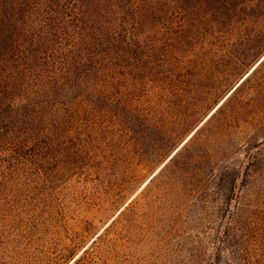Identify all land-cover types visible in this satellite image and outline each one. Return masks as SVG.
Segmentation results:
<instances>
[{
    "label": "rangeland",
    "instance_id": "rangeland-1",
    "mask_svg": "<svg viewBox=\"0 0 264 264\" xmlns=\"http://www.w3.org/2000/svg\"><path fill=\"white\" fill-rule=\"evenodd\" d=\"M218 5L174 0L160 9L143 27L148 34H139L134 82L124 65L118 84L108 78L73 116L52 119L70 128L47 132L22 162L8 164L0 179V264H264V106L231 121L217 116L193 143L219 169L240 171L229 201L209 176L217 170L211 163L190 185L165 170L260 57L252 48L264 33V10L222 35L213 27ZM193 50L194 57L185 53ZM176 67L193 69L184 89L162 113L131 118L125 106L134 94L144 98L145 82ZM248 145L258 163H248Z\"/></svg>",
    "mask_w": 264,
    "mask_h": 264
},
{
    "label": "trees",
    "instance_id": "trees-1",
    "mask_svg": "<svg viewBox=\"0 0 264 264\" xmlns=\"http://www.w3.org/2000/svg\"><path fill=\"white\" fill-rule=\"evenodd\" d=\"M171 1L0 0V179L8 164L22 162L25 150L37 145L42 135L57 127L70 128L67 122L56 125L52 119L73 116L78 111L76 106L84 105L92 96L93 86H104L108 78L118 84L124 65L134 82L139 34L148 31L143 27ZM219 1V17L213 25L218 34L226 32L233 22L256 17L264 10V0ZM255 40L252 55L254 60L260 57L250 71L263 60L230 89L226 94L231 92L229 97L223 101L225 95L206 124L176 150L165 167L169 174L181 173L190 185L211 163L210 167L217 170L209 176L216 179L225 200L235 193L240 171L235 166L219 169L213 165L214 156L193 143L202 138L217 116L223 114L226 121H231L238 112L264 106V54L260 55L264 33ZM185 53L197 55L194 50ZM177 68L153 80L152 85L144 83L145 97L134 94L125 106L131 118L146 121L156 110L162 113L163 106L194 76L193 69L181 73ZM248 146V163H258L259 155ZM248 171L246 178L250 176ZM243 212L237 208L235 222H241ZM258 245L264 251V240Z\"/></svg>",
    "mask_w": 264,
    "mask_h": 264
},
{
    "label": "water",
    "instance_id": "water-1",
    "mask_svg": "<svg viewBox=\"0 0 264 264\" xmlns=\"http://www.w3.org/2000/svg\"><path fill=\"white\" fill-rule=\"evenodd\" d=\"M262 60H263V59H262ZM262 60H260V61L255 65V67H254L252 70H254V69L257 67V65H258ZM252 70H251V71H252ZM251 71H250V72H251ZM230 93H231V92H230ZM230 93H229L228 95H226V97L223 99V101H224L225 99H227V97H229ZM223 101H222L221 103H223ZM217 109H218V107H216V109H215L213 112H211V113L206 117V120H207V119H208V118H209V117H210V116H211V115H212ZM192 135H193V134H192ZM192 135H191V136H192ZM191 136H190V137H191ZM172 156H173V155H172ZM172 156H171V157H172ZM171 157H170V158H171ZM170 158H169V159H170Z\"/></svg>",
    "mask_w": 264,
    "mask_h": 264
},
{
    "label": "bare ground",
    "instance_id": "bare-ground-1",
    "mask_svg": "<svg viewBox=\"0 0 264 264\" xmlns=\"http://www.w3.org/2000/svg\"><path fill=\"white\" fill-rule=\"evenodd\" d=\"M215 110V109H214Z\"/></svg>",
    "mask_w": 264,
    "mask_h": 264
}]
</instances>
